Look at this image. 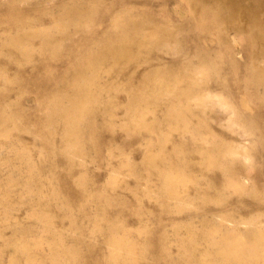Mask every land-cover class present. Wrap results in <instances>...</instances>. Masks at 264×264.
I'll use <instances>...</instances> for the list:
<instances>
[{
  "label": "bare ground",
  "instance_id": "obj_1",
  "mask_svg": "<svg viewBox=\"0 0 264 264\" xmlns=\"http://www.w3.org/2000/svg\"><path fill=\"white\" fill-rule=\"evenodd\" d=\"M15 1L30 3V0ZM260 1L264 0H187L193 13L192 21L196 20L199 31L207 33L198 36L193 46L174 43L171 23L157 19H140L138 22L121 20L118 11L111 9V4L106 5L104 1L98 3L103 6L98 18L91 16L89 6L80 3H73L67 11L59 14L57 24L61 28L66 23L65 17L77 25L82 23L80 18L83 15L85 23L91 22L83 31L85 36L81 39L86 45L81 53H91L95 47L103 49L96 41L88 40L98 33L97 28L108 15L110 21L119 22L122 33H133L138 40H112L106 44V50L98 51V58L109 56L116 60V64L123 65L132 59L147 62L150 56L144 52L149 53L167 43L173 51L172 64L181 65L182 71L173 76L167 75L165 70L156 71L144 76L139 86L130 89L119 85L117 77L110 80L103 75L111 67L101 65L100 61L81 62L79 65L85 74L80 82L73 84L69 93L57 91L50 95L42 105L44 116L39 122L44 132L34 133L41 144L48 147V153L41 151L42 154L48 155L51 162L56 154L63 155L69 163V172L83 169L76 181L84 189L90 184L85 170L87 162L91 160L87 146L97 143L90 140L92 121L103 116L108 128L118 127L128 134H139L144 138L146 148L141 162H133L128 155L120 157L118 168L112 170L105 188L96 195L87 196L80 206V212L91 222L89 229L71 215V204L59 198L55 189L45 191L43 186L33 188L36 183L34 179L42 184L40 167L29 155L25 144L13 140L18 131L30 129L24 126L21 115L13 110L11 103L3 101L0 104V138L3 139L0 140V166L8 169L7 176H11V169H15L18 177L25 179L22 185L17 179L0 181V207L5 211L11 210L28 197L32 209L29 219L36 226L35 229L28 228L15 218H5V225L13 228L14 235L7 239L0 232V263L3 254L8 251V264H85L86 255L98 247L97 240L102 237L106 251L100 264H139L142 259L149 261L154 255L150 245L153 242L160 247V254L180 264H264V211L261 202L264 201V193L248 185L241 174L244 167L254 162L258 150L264 152V123L258 121V115L241 111L224 93L228 79L224 74L227 62L223 58L233 44H238L237 36H233L235 33L232 35L230 29L248 30L253 22L250 18L252 6ZM100 30V34H103L104 30ZM4 32L6 34L0 36V53L4 49L9 51L8 46L24 53L34 51L36 47L28 37L40 35L47 43L55 35L49 29H26L22 26ZM249 44L251 67L245 86L252 88L247 93L249 97L261 99V112L264 113V92L258 90L259 86L264 88V33L250 36ZM184 48L187 58L179 63L176 56ZM192 49L195 61L190 59ZM236 52L239 55V51ZM236 59H232V65L236 64ZM0 75H6L1 68ZM119 90H124L128 96V102L124 105L126 115L121 119L116 115L115 97ZM150 112L153 115L149 119L147 113ZM58 128L60 130L56 132ZM224 132L229 136L225 137ZM186 135L188 138H185ZM4 152L6 156H2ZM114 153L113 149L107 150L108 163ZM195 153L200 156L198 167L202 170L201 174H192L196 166L191 163L190 154ZM258 158L264 160V154ZM33 169L35 172H32ZM121 169L137 180L146 174L148 184L139 191L140 195L157 197L163 209L169 213H189L200 208L193 209V196L190 197L187 192L191 184L196 191L195 197L203 205L201 225L180 221L157 236L143 226L136 230L138 236L143 235V241L132 238L131 230L125 229L120 220H111L106 213V206L118 201L114 191L122 182ZM209 172L220 179V187L216 188L210 183ZM151 175H155L158 181L151 182ZM233 193L241 200L226 205ZM208 201L219 204L223 214L208 215L204 207ZM92 204L96 206V211L90 216ZM252 205L261 210L253 215H243L242 209ZM59 217L68 218V228L57 229ZM169 234L176 247L175 254L166 244Z\"/></svg>",
  "mask_w": 264,
  "mask_h": 264
},
{
  "label": "rangeland",
  "instance_id": "obj_2",
  "mask_svg": "<svg viewBox=\"0 0 264 264\" xmlns=\"http://www.w3.org/2000/svg\"><path fill=\"white\" fill-rule=\"evenodd\" d=\"M96 1L97 0H30V3L27 4L25 1L19 3L15 0H0V36L6 34V32H4L5 30H14L17 26L26 27V29L30 27L49 29L55 34L47 43L43 41L44 38L40 35L28 37V40L36 47L34 51L24 53L16 51L11 46H8L9 51L4 49L0 53V68L3 69L6 74V78L0 75V104H2L3 101L11 103L13 110L21 115L24 126L30 129V131H18L15 133L16 137L13 140H16L17 143L22 142L25 144L26 148L30 151L29 155L35 160V164L40 167V172L43 175L42 184H40L37 179H34L36 183L33 184V188L36 189L43 186L45 191H49L51 188L55 189L59 198L68 200L71 204V215L76 218L78 223L87 227V229L90 228L91 222L85 214L80 212V206L85 202L87 196L96 195L105 188L106 182L111 177L112 170L118 168L120 157L128 155L133 162H141L146 148L144 138L139 134H128L125 130L118 127L114 129L108 128L106 125L107 122L103 116H98L96 120L92 121L89 133L92 134L93 138L91 137L90 140L97 143H91L87 146L91 160L87 162V168L85 170L89 175L88 180L90 184L84 189V187L76 181V178L82 173L83 169L77 168L69 172L67 170L69 163L63 155L56 154L53 162L49 160L48 155H43L48 153L46 152L48 147L41 144V140L34 135L35 132H44L39 122L41 116H44L42 105L45 104V101L50 95L56 94L57 91L69 93L73 84L75 85L80 82V78L85 74L79 65L81 62L97 63L100 61L101 65L111 67V70L108 73H103V75L105 74L110 80L111 78L117 77L119 85L130 89L139 86L144 76L148 74L165 70L167 71V75L173 76L181 73L182 66L172 64L173 55L171 53L173 51L171 46L167 43L161 45V48L152 50L149 53L144 52L150 56L147 62L132 59L125 61L123 65L120 63L116 64V60L109 56L104 59L98 58V51L106 50V44L112 40H131L133 42H137L138 40V36L133 33H122V30H119V28H121L119 22L110 21L108 15L104 17L100 27L94 26L96 28L98 27V33L91 36L88 40L92 42L96 41L103 49L98 50V48L96 49L95 47L91 53H81V49H84L86 45V42L81 39L85 36L83 31L88 25H91V22L85 23L83 15L80 18L82 23L77 25L70 23V19L65 17L66 23L61 28L57 24V21L60 20V18H58L59 14L67 11L68 7L73 3H80L84 6H89L91 16L94 15V17L98 18L103 8V6L98 3L99 1H104L106 5L111 4V9L118 11V18L121 20L129 19L138 22L140 19H157L161 22L171 23L173 35L175 36V44L193 46L197 42L198 36H205L204 34H207L204 31L198 30L197 23L195 22L196 20H193L194 22L192 21L193 13H191V9L186 3L187 0ZM252 9L253 11L250 18L253 22L249 25L251 31L249 29H246V31L230 29L231 34L233 35V33H235L233 36H237L239 45L233 44V47L229 48L228 52L223 55L224 60L227 62L224 74L228 79V87L224 88V93L241 111L245 110L258 115V121L264 123V113L261 112V99L249 97L247 93L248 91H252V88L245 86V79L251 67L249 37L264 33V1L254 3ZM17 10L19 11L18 13L15 12ZM53 12L56 13L54 14ZM167 13L169 15H167ZM84 14L86 16V13ZM100 29L104 30L103 34H100ZM256 31L258 32L255 33ZM207 36L212 35L208 34ZM94 46L96 45L94 44ZM236 51H239V55ZM193 52L194 49L191 50L190 59L195 61L196 56L192 55ZM177 54L176 58L179 63L186 60L187 55H185V48ZM233 58H239L238 61L236 59L237 62L234 65H232ZM258 90L259 92H264L262 86H259ZM124 92V90H119L116 93L117 97H115L117 102L116 115L120 119L126 115L124 105L128 102L127 93ZM152 115L151 112L147 113V118L150 119ZM59 130L58 128L55 131L58 132ZM224 134L226 135L225 137L229 136L228 133L224 132ZM234 135L236 137L238 136L237 134ZM154 137L155 135L153 134V138ZM185 138H188V136L186 135ZM0 140L3 141L2 138H0ZM55 141L57 143L59 142L57 136L55 137ZM168 147H170V144H168ZM112 149L115 153L110 157V162L108 163L106 160L108 156L107 150ZM262 154H264V152L258 150L255 153L254 162L248 167H244L241 170V174L248 185H253L261 193H264V160L261 161L258 158ZM2 156H6V152H4ZM190 157L192 159L191 163L196 166L192 174H201L202 170L198 167L200 156L195 153L190 154ZM11 170H13L11 176H7L6 172L8 169L4 168V166H0V181L4 182L6 180L11 181L17 179L20 180L22 185L25 179H23V177H18V172L15 169ZM23 170L25 171V166ZM32 172H35V170L33 169ZM208 174H210V183L216 188L220 187V179L211 172ZM145 176L146 174H142L140 179L137 180L125 169H121L120 177L122 182L114 191V196L118 201L106 206L107 216L111 220H120L125 229L133 232L132 238H139L142 241L143 235L138 236L136 230L143 226L148 227L152 230L153 235L157 236L163 230H170L171 225L176 222L190 221L194 226L201 225L204 214V210L201 208L203 205L201 200L195 197L196 191L191 184L188 185L187 192L190 197L193 196L191 198L193 209H196L198 206L200 208L192 210L189 213H169L163 209L162 202L158 200L157 197L140 195L139 191L144 189L148 184ZM151 179V182L158 181L155 175H151ZM18 188H20V185ZM135 190L137 191L136 193ZM13 197L16 198V195H13ZM242 198H244V200H252L248 197ZM238 200H241V198L233 193L229 196L226 205L239 203ZM261 202L262 211H264V201ZM30 204L31 200L26 197L22 203H18V205L11 210L7 209L5 211L3 207H0V232L5 238L9 239L14 235L13 228L6 226L4 223L6 217L10 219L15 218L17 221L24 223L28 228H36L35 223L29 219L32 211ZM95 207L96 206L92 204L90 216L96 211ZM204 207L208 215L223 214L220 205L217 203L208 201L204 204ZM53 210L57 211L55 207H53ZM259 210L261 209L256 206H247V209H242V214L247 216L253 215ZM69 225L70 222L67 217H59L56 222V227L59 230L66 229ZM87 240L86 238L85 241ZM71 243H73V241ZM97 244L98 247L86 255L85 264H100L102 262L104 252L106 251L102 237L98 238ZM166 244L170 247L172 254H175L176 247L173 243L171 234H169ZM150 245L154 251L153 259L149 261L142 259L139 264H180L178 262H172L169 257L160 254V247L155 242L150 243ZM8 258L9 252L7 251L3 254V259L0 264H8Z\"/></svg>",
  "mask_w": 264,
  "mask_h": 264
}]
</instances>
